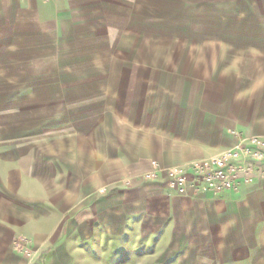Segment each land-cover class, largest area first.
<instances>
[{
	"label": "crops",
	"instance_id": "obj_1",
	"mask_svg": "<svg viewBox=\"0 0 264 264\" xmlns=\"http://www.w3.org/2000/svg\"><path fill=\"white\" fill-rule=\"evenodd\" d=\"M260 1L0 0L28 104L0 98V264H124L135 246L149 264H264V176L221 194L146 179L264 137Z\"/></svg>",
	"mask_w": 264,
	"mask_h": 264
},
{
	"label": "built area",
	"instance_id": "obj_2",
	"mask_svg": "<svg viewBox=\"0 0 264 264\" xmlns=\"http://www.w3.org/2000/svg\"><path fill=\"white\" fill-rule=\"evenodd\" d=\"M237 139L236 144L217 157L189 167L162 168L154 162L155 168L146 179L165 175L170 187L180 193H185L189 187L196 192H237L264 176V137L238 134ZM29 244L30 239L26 237L14 240V247L27 256L32 255Z\"/></svg>",
	"mask_w": 264,
	"mask_h": 264
},
{
	"label": "rangeland",
	"instance_id": "obj_3",
	"mask_svg": "<svg viewBox=\"0 0 264 264\" xmlns=\"http://www.w3.org/2000/svg\"><path fill=\"white\" fill-rule=\"evenodd\" d=\"M260 0H258L259 2ZM261 3V1L259 2ZM206 46V50H205V53H212V50H209L210 48ZM193 58H196V57H193V56H190L189 59H193ZM208 58L210 59L211 56H208ZM8 60L6 59V57L2 56L0 57V98L4 99V97L6 96H10L11 94L13 96H16L15 98H13V105H12V111L15 113L17 111H21L22 109H20L21 107H27L28 104H23L21 105L20 104V95H21V89H20V79H21V72L19 70V67H18V70H10V65H8L7 62ZM193 63H196L195 59L193 60ZM37 90V89H36ZM34 93H30V96L33 95ZM5 104L3 103L2 105L0 104V110L2 112L5 111V108H4ZM31 106H35L34 103L30 102L29 103V108H31ZM9 110V109H8ZM6 109V111H8ZM3 115V114H2ZM17 121L20 122L19 120V117H16L15 118ZM5 120H4V116L0 117V124H4ZM137 232V231H136ZM131 235V233H130ZM18 237H26L28 238L27 236H18ZM17 237V238H18ZM129 237V236H128ZM137 240L139 241V236L136 237ZM135 238V239H136ZM29 239V238H28ZM135 239H132L131 237L126 238V240H129L130 243H133V242H136ZM125 251V256L127 257L126 260H125V263L124 264H149L148 263V259L146 258V256L148 255V248L145 247V248H141V250H139L138 247H126L124 249ZM139 251H141V253H139ZM105 256L102 258L103 260L106 259V255L109 256H113L115 255L116 256V250H114L112 247H110L108 250H105ZM119 253V252H118ZM116 260H111V258L107 259V262L108 264H120V261ZM103 264H106L105 262H103Z\"/></svg>",
	"mask_w": 264,
	"mask_h": 264
}]
</instances>
